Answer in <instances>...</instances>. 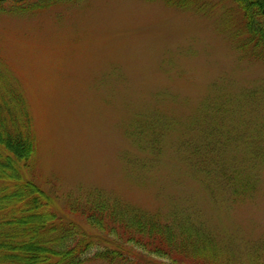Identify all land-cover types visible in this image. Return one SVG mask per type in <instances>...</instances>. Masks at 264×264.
<instances>
[{
	"label": "rangeland",
	"instance_id": "obj_1",
	"mask_svg": "<svg viewBox=\"0 0 264 264\" xmlns=\"http://www.w3.org/2000/svg\"><path fill=\"white\" fill-rule=\"evenodd\" d=\"M0 62L31 116L27 177L59 216L97 237L70 207L101 194L200 225L228 264L264 256V45L231 0L0 13ZM125 251L112 264L159 263Z\"/></svg>",
	"mask_w": 264,
	"mask_h": 264
},
{
	"label": "trees",
	"instance_id": "obj_2",
	"mask_svg": "<svg viewBox=\"0 0 264 264\" xmlns=\"http://www.w3.org/2000/svg\"><path fill=\"white\" fill-rule=\"evenodd\" d=\"M60 1L74 0H0V13H23ZM231 1L242 13L247 42L264 45V0ZM183 2L187 0H167ZM35 148L25 98L0 62V264H112L127 259L128 247L158 258V264H228L200 225L146 214L101 194L70 207L98 234L91 236L59 216L51 195L28 179ZM252 264H264V256H255Z\"/></svg>",
	"mask_w": 264,
	"mask_h": 264
}]
</instances>
